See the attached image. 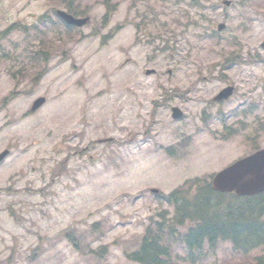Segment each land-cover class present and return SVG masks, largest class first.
<instances>
[{"label":"rangeland","instance_id":"374dc122","mask_svg":"<svg viewBox=\"0 0 264 264\" xmlns=\"http://www.w3.org/2000/svg\"><path fill=\"white\" fill-rule=\"evenodd\" d=\"M112 1L102 25L103 0H75L91 18L78 30L56 16L64 0H0V32L24 25L0 35V152L10 151L0 164V264H138L125 253L138 249L149 218L173 214L150 188L198 184L264 146V0ZM182 13L197 24L178 28ZM213 31L218 41L206 38ZM231 51L237 60L222 66ZM256 55L262 61L249 60ZM226 84L236 94L216 104ZM39 96L46 102L31 112ZM240 103L249 111L234 123ZM173 105L182 118L172 119ZM188 224L170 238L166 264L256 263V249L235 252L221 239L189 256L178 241Z\"/></svg>","mask_w":264,"mask_h":264},{"label":"trees","instance_id":"16d2710c","mask_svg":"<svg viewBox=\"0 0 264 264\" xmlns=\"http://www.w3.org/2000/svg\"><path fill=\"white\" fill-rule=\"evenodd\" d=\"M65 1L69 12L74 15L82 13L75 6L74 0ZM104 4L102 23L109 20L115 9V3L111 0H104ZM112 35L110 32L104 37ZM36 51L37 55H47V51L41 48ZM192 185L193 182L161 196V199L173 207V217L168 222L170 229L186 221L193 223L183 236V241L190 250L200 249L204 240L212 247L218 238L230 240L235 249L248 250L258 245L264 247V199L261 194L239 197L233 193L216 192L206 178L203 182L200 180L198 184ZM163 222L155 230L147 227L138 249L127 254V258L139 264H164L169 248L160 243ZM67 232L71 234L67 238L73 247L83 251L80 234L72 229Z\"/></svg>","mask_w":264,"mask_h":264},{"label":"water","instance_id":"95a60500","mask_svg":"<svg viewBox=\"0 0 264 264\" xmlns=\"http://www.w3.org/2000/svg\"><path fill=\"white\" fill-rule=\"evenodd\" d=\"M228 3V2H227ZM59 15L69 24L82 25L88 18H74L72 15L59 11ZM222 28L223 25H219ZM231 88H226L217 99L227 97ZM44 102V98L36 99L32 110ZM181 116L178 108H173V117ZM7 150L0 154V160L7 154ZM213 188L220 191L234 190L238 194H254L264 189V149L237 161L230 167L218 172L213 178Z\"/></svg>","mask_w":264,"mask_h":264}]
</instances>
